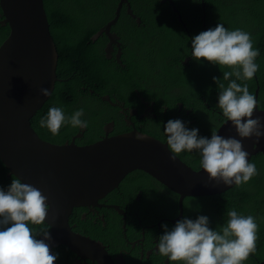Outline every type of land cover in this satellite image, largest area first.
Segmentation results:
<instances>
[{"label": "trees", "instance_id": "16d2710c", "mask_svg": "<svg viewBox=\"0 0 264 264\" xmlns=\"http://www.w3.org/2000/svg\"><path fill=\"white\" fill-rule=\"evenodd\" d=\"M129 1L135 17H132L124 6L118 22L111 28L112 33H117L122 45L123 64L120 66L114 57L108 58L106 51L108 36L103 33L99 38L94 39L114 18L119 0H44L51 34L59 56L58 82L55 84L53 94L31 120L32 127L40 138L55 143L63 136L68 137L80 131L79 128L62 126L56 134H52L46 128H41L39 120L53 104L63 106L66 115H70L76 108L84 109L83 118L88 121V130L90 128L89 142L99 138L98 135L91 134V131H101V128L97 127V121L107 112H114L113 118L117 120V129L124 128L123 120L120 123L118 121L122 116L113 109L115 107L112 108L102 101L100 108L93 107L94 99L99 101L98 96L105 95L117 96L125 102L133 101L138 97L132 104L139 109L143 106L141 98L156 102L155 118L147 117L137 121L135 117L133 120L137 123L140 132L162 141H165L163 124L168 119H181L187 127L198 128L199 135L210 136L211 131L217 132L226 119L215 106L218 89L212 77L222 78L221 71L228 69L220 70L219 66L207 61L197 62L193 59L189 65L182 61L191 56V37L206 28L214 27L218 22L223 23L227 29L240 28L247 31L252 39H256L257 43L253 41V47L261 50L256 58L259 68L254 77L246 83L255 98L259 90V107L264 110L263 11L217 5L216 0H205L206 6L202 0H199V3H194L193 0H176L175 6L187 26L183 28L177 13L168 2ZM232 18L234 22H243L244 25L231 23ZM138 19L140 22H137ZM3 20L4 16H0V46L11 32L8 24H2ZM238 83L244 82L238 81ZM93 91L95 94L92 93ZM86 98L90 102H86ZM179 102L184 104V109L180 108ZM140 124L143 125L142 128L139 127ZM179 155L194 169H201L200 156L195 150L190 153L182 152ZM250 161L256 165L257 174L247 183L234 186L220 195L187 198L185 216L195 219L198 215H207L210 227L216 228L227 219L228 209L234 208L237 212L253 215L258 225L255 252L251 253L243 264H262L264 262V154L259 153ZM1 172L0 186H6L16 177L8 176L10 171L0 159ZM134 174L139 175L127 177V182L143 185L155 182L160 189L165 191L168 189L143 171ZM143 178H146L147 182H140ZM169 192L176 195L171 190ZM168 196L169 194L158 195L154 204L162 205ZM174 206V212L171 210L172 214H176L179 201L174 203ZM172 226L174 224L171 223L169 228ZM162 258L160 259L158 254L151 258L150 263L145 262V264H163L166 257Z\"/></svg>", "mask_w": 264, "mask_h": 264}, {"label": "water", "instance_id": "95a60500", "mask_svg": "<svg viewBox=\"0 0 264 264\" xmlns=\"http://www.w3.org/2000/svg\"><path fill=\"white\" fill-rule=\"evenodd\" d=\"M167 2L182 22L173 0H163ZM125 3L128 0H120L114 18L94 39L105 33L111 44L120 45L119 37L111 33V28L118 22ZM0 6V16H4L2 24H8L11 29L0 46V159L10 175L40 189L47 200L57 202L58 195L65 194L70 212L73 205L95 201L118 188L131 173L143 171L180 196L179 219L184 217L187 198L220 195L234 187L210 181L202 169H194L179 154L173 159L166 142L135 129L105 135L85 145L74 141L51 143L40 138L31 120L53 94L58 82L59 56L44 0H0ZM127 11L135 17L129 4ZM41 87L48 88L52 94L42 97ZM104 101L110 102L109 98ZM253 114L264 116V110L259 107V90ZM137 133L144 138L137 140ZM217 133L240 140L249 153V160L264 154V138L253 148L255 139L240 138L231 122L225 120ZM61 223L62 228L68 227L67 215L61 218ZM67 244L82 258L89 255L98 264H111L106 251L94 241L73 236Z\"/></svg>", "mask_w": 264, "mask_h": 264}, {"label": "clouds", "instance_id": "9594fccd", "mask_svg": "<svg viewBox=\"0 0 264 264\" xmlns=\"http://www.w3.org/2000/svg\"><path fill=\"white\" fill-rule=\"evenodd\" d=\"M193 2L199 3V0ZM234 7L246 8L242 3H235ZM258 55L259 49L253 47L249 32L240 28L227 29L220 22L191 37L193 59L217 65L220 70L228 69L221 71L222 78L212 77L218 89L215 106L226 121L231 122L240 138L255 139L253 148L264 138V116H254L256 98L250 93L246 81L251 80L258 71ZM39 93L42 97L52 94L46 87H41ZM92 93L95 94L94 91ZM109 100L103 102L117 107ZM83 117V108H76L70 115H66L63 106L53 104L40 118L39 125L56 134L62 126L87 128L88 121ZM163 134L173 159L182 152H198L199 167L210 181L238 187L257 174L256 165L248 159L249 153L244 150L241 141L232 136L223 137L215 130L211 131L210 136L199 135L198 128L187 127L179 118L168 119L163 124ZM82 136L84 132L79 131L72 141L77 143L76 139ZM143 138V135L137 133V140ZM88 143L92 142L80 145ZM108 193L95 201L73 205L69 212L65 194H59L57 202H53V199L47 200L37 187L22 182L18 177L12 178L9 184L0 186V264H54L58 253L50 251V231L47 228L37 231L33 226L45 224L50 206L64 207L66 214H70L76 207H81V211L87 209L88 205L102 207L98 200ZM68 198L72 199L69 195ZM113 210L119 211L116 208ZM226 217L224 223L216 228L210 227L207 215H198L195 219L185 216L171 228L164 224L161 226L164 231L156 242V252L166 257L169 264H243L255 252L258 229L256 218L251 214L237 212L234 208L226 211ZM87 241L98 243L106 251L102 244L104 242L94 238H88ZM86 259L98 264L89 255Z\"/></svg>", "mask_w": 264, "mask_h": 264}, {"label": "flooded vegetation", "instance_id": "af4514ba", "mask_svg": "<svg viewBox=\"0 0 264 264\" xmlns=\"http://www.w3.org/2000/svg\"><path fill=\"white\" fill-rule=\"evenodd\" d=\"M202 1L206 6L205 0ZM119 3L120 0L118 4ZM173 3L175 4L176 0H174ZM235 3L244 4L246 9L264 12V0H216L217 5H228L232 8ZM128 4L131 7L129 0ZM128 4L125 3L124 6L127 7ZM180 23L183 28L187 27L184 21ZM186 31H188V29H186ZM113 34L117 35L115 32ZM252 40L257 43L256 39ZM119 44V46L115 43L111 44L109 41L106 51L108 56L114 57L121 66L123 64V51L120 42ZM259 51L261 50L259 49ZM261 54L262 53H260V55ZM192 60L193 58L188 56L182 62L189 65ZM106 97H109L112 103L117 105V107L112 108L122 116V119H118V121L120 123L123 120L125 127L120 130L117 129V120L113 118L114 112H107L101 115L97 121V127H100L101 131H91V134L99 136L97 139H101L105 135L122 134L134 129L138 130L137 123L133 120L135 117L137 121H141L147 117H156L155 112L157 103L154 101L149 102L141 98V104L143 106L139 109L132 104L138 97H135L133 101L125 102L118 99L117 96H98L97 100L99 101L94 99L92 102L93 107L100 108V102H103ZM85 100L86 102H90L88 98ZM178 104L181 108L182 102ZM181 109H184V104ZM139 127L142 128L143 125L140 124ZM126 128H130V130L127 131ZM81 131L84 132V136L78 137L76 142L79 144H81V142H89L88 136L90 128L89 130L88 126L87 128H80V132ZM78 133L68 137L63 136L58 143H65L67 141L72 142L73 137ZM134 173H131L129 176L139 175ZM0 174H2V172ZM8 176L11 177L10 175ZM140 182H147V179L143 178ZM158 189L160 188L155 182L143 185L127 182L126 178L119 188H115L98 200V203L103 205L102 207L88 205L86 206L87 209L82 211L81 207H76L70 214H66V209L64 207L50 206L48 219L45 224L33 227H35L37 231L41 228H47V230L50 231L52 237L50 241V251L58 253V258L55 261L56 264H95L89 259L81 258L79 253L73 251L67 244L68 238L73 239V236H78L79 239L84 240L94 238L99 240L98 242H104L102 244L111 264L150 263L151 258L158 255L156 252V242L164 231L161 225L166 224L170 227L171 223L175 224L176 221L179 220L181 214L180 196L170 193L169 189L166 191ZM161 194H169L165 203L162 205L154 204L156 197ZM177 201H179V208L176 210V214H172L171 210L174 212V203ZM112 206L122 211L123 214L113 210L115 208ZM66 215L68 218V227L65 226V228H62L61 226L64 225L61 223V218ZM159 257L163 259L162 257L164 256L159 255ZM163 262L169 264L167 258Z\"/></svg>", "mask_w": 264, "mask_h": 264}, {"label": "rangeland", "instance_id": "374dc122", "mask_svg": "<svg viewBox=\"0 0 264 264\" xmlns=\"http://www.w3.org/2000/svg\"><path fill=\"white\" fill-rule=\"evenodd\" d=\"M231 17V16H230ZM233 19V18H232ZM232 22H233V24L235 23V24H238V25H241V26H243L244 25V23L243 22H234V19L232 20ZM106 114V113H105Z\"/></svg>", "mask_w": 264, "mask_h": 264}]
</instances>
